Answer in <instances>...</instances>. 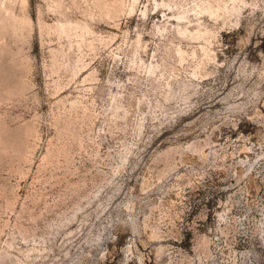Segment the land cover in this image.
<instances>
[{"label": "rangeland", "instance_id": "rangeland-1", "mask_svg": "<svg viewBox=\"0 0 264 264\" xmlns=\"http://www.w3.org/2000/svg\"><path fill=\"white\" fill-rule=\"evenodd\" d=\"M0 264H264V0H0Z\"/></svg>", "mask_w": 264, "mask_h": 264}]
</instances>
